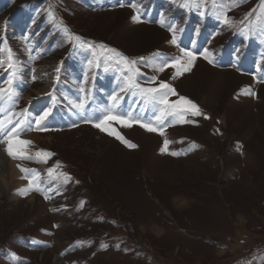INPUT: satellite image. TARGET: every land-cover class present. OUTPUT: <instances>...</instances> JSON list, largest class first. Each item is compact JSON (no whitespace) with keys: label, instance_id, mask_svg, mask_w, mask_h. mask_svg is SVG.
<instances>
[{"label":"rangeland","instance_id":"rangeland-1","mask_svg":"<svg viewBox=\"0 0 264 264\" xmlns=\"http://www.w3.org/2000/svg\"><path fill=\"white\" fill-rule=\"evenodd\" d=\"M0 90L41 189L2 197L0 264H264V0H0Z\"/></svg>","mask_w":264,"mask_h":264},{"label":"snow or ice","instance_id":"snow-or-ice-1","mask_svg":"<svg viewBox=\"0 0 264 264\" xmlns=\"http://www.w3.org/2000/svg\"><path fill=\"white\" fill-rule=\"evenodd\" d=\"M188 6H189L188 4H185V7ZM133 20L134 22H140L138 15L134 16ZM224 22L228 23L229 21L225 18ZM161 26H163V24H161ZM76 39L79 40L80 38L77 37ZM172 43L175 44V37L173 38ZM101 47H106V46L102 45ZM109 51L115 53V56L119 58L118 62H123L125 66L128 68L129 72L131 73V75L128 78V85H127L128 87L139 88L140 93L144 95L149 102H154L155 104L158 105H164V107L160 109V116L157 117L158 120H163V118H165L168 115H173V116L180 115V122H189L184 120L185 115L187 114H191L193 116L201 115L198 106L187 98L180 97L178 101L169 103L168 96L170 94L175 95L176 93H175V89L171 88L167 83L161 82L159 84V87L156 88H140L139 85L135 83V76L139 72V70L135 68L137 62L135 60L129 61L127 57H124L121 53L117 52L114 49H109ZM181 51H183V57L187 58L186 63L188 67L187 69L184 70H190L192 62L196 59V57L191 52L184 51L183 49ZM139 59L141 62H144L145 58L140 57ZM181 62H182V58H177L171 65L172 67H175L177 69L178 75L181 74V68H180ZM209 62L211 63V61ZM167 66L168 65L166 63L161 64L158 70L163 71L164 68ZM9 67H11V65H9ZM154 80L155 77L152 78L153 82ZM12 82H13L12 79L8 80L9 86L12 85ZM9 90H11V87L9 88ZM124 90L125 89H121V91ZM112 99L115 101L117 98L113 96ZM47 115L48 113L46 112L42 116H40L38 120L35 121V124L38 128L42 125V122L46 119ZM112 120L119 122L121 125L125 127L130 126L128 119L120 115H113L112 113H109V115L106 116L103 121H101L98 124H95L94 126L100 128L101 131L107 130L109 135H113L114 133L110 129H107L106 127L108 121H112ZM140 126L144 127L149 132L159 131L161 135L164 134L163 131L153 127L150 123H141ZM5 127H6L5 122L0 121V133L3 132ZM42 130L47 131L48 128L44 127ZM115 136L116 139L120 140L122 143L128 144V142L124 140V138L120 136L118 133H115ZM31 143L32 142L29 140L21 139L19 133L16 131L15 128L12 129L10 132H8V134L4 139H0V144H6L5 151L7 155L13 160L33 159V157L28 155L26 151L27 147ZM168 143L169 142L165 140L164 148L162 149V151H165L167 149ZM128 146L135 147V145H130V144ZM50 155L51 153H47V152H38L36 154L37 157H48ZM43 162H46V160H44ZM17 167H19L22 173H25L22 179H26L28 181L29 189L34 191H41L37 183L38 176L29 175V173L33 172L34 170L26 169L19 164L17 165ZM49 175L50 176L52 175V171H49Z\"/></svg>","mask_w":264,"mask_h":264},{"label":"bare ground","instance_id":"bare-ground-1","mask_svg":"<svg viewBox=\"0 0 264 264\" xmlns=\"http://www.w3.org/2000/svg\"><path fill=\"white\" fill-rule=\"evenodd\" d=\"M7 111L8 110L6 109V107H2L0 110V120H2L3 122H5L7 119ZM12 129V127L6 125L2 132V135L6 137L8 132H10ZM38 137L39 135L30 133L29 136L21 139L31 141L32 143L30 145H37ZM5 148L6 144L0 146V202L2 197L4 196H8L12 202H22V199L26 197L25 194L29 191L26 190L25 180L22 179L23 173L20 171L19 167H17L18 164L21 165V162L20 160H13L12 158H10L5 151ZM30 199V201L34 200V196ZM14 209L18 210V208Z\"/></svg>","mask_w":264,"mask_h":264}]
</instances>
